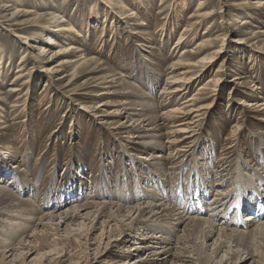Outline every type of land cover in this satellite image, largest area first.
Returning a JSON list of instances; mask_svg holds the SVG:
<instances>
[{"label":"rangeland","instance_id":"374dc122","mask_svg":"<svg viewBox=\"0 0 264 264\" xmlns=\"http://www.w3.org/2000/svg\"><path fill=\"white\" fill-rule=\"evenodd\" d=\"M5 1L15 3L16 9L33 10L32 13L53 11L62 17L58 24L72 31H55L50 19L32 25L0 20L1 184L22 198L28 197L26 188L27 195L44 211L73 207L87 198L119 201L125 206L152 200L156 203V187L152 191L143 187L148 183L151 164L135 159L139 154H172L176 158L174 162L168 160L164 170L171 196L183 209L187 204L188 208L197 206V210L201 207L199 214L190 216L208 217L207 207L197 202L201 177H196L198 167L206 159L211 164L209 177L219 170V175L232 178L231 197L237 191L234 183L239 175V182L247 177H261L264 110H252L249 102L264 101V0ZM201 2L205 9H199ZM92 9L97 13L93 14ZM110 10L112 13L108 14ZM203 10L214 14L203 20ZM243 19L248 22L242 24ZM51 37L57 43H51ZM211 55L219 58L213 63L210 59L202 62ZM81 57L90 62L80 66L76 59ZM193 76L195 79L186 85L184 93L172 97L165 92L164 88H170L169 92L176 87L167 85L170 78ZM211 78L218 79L216 85L209 83ZM127 82H135L151 94L163 114L185 104H191L187 109L201 104L206 108L192 113L190 120H183L181 113L172 118L164 115V146L145 149L137 143L140 139L132 137L129 127L135 115L125 102L134 103L136 98L124 93ZM256 86L258 89L254 90ZM117 112L122 114L116 115ZM188 121L193 123L179 125ZM187 125L192 132L172 133ZM187 134L194 135L188 141H176ZM184 148L190 155L182 156ZM228 162L232 163L230 167ZM260 186L264 191V183ZM217 190L214 187L206 195V206ZM250 190L256 193L254 188ZM258 193L254 198L260 197ZM231 197L222 208L226 215L235 207ZM252 209L259 207L255 204ZM250 214L247 212L245 218ZM260 216L263 218L245 231L254 233L259 224L263 225L264 214ZM0 219V236L11 243L7 254L0 253V264H135L140 260H144L142 264H155L153 259H144L158 246L157 238L148 236L153 233L173 238L169 253H161L167 259L164 264H251L260 258L264 261V238L251 239L247 245L250 248L224 255L232 244L224 238L215 244L219 233L188 239L184 225L178 224L177 232L168 233L172 220L165 221L163 227L146 230L141 226L134 230L132 219H126L113 225V231L102 238L106 217H74L67 227L82 226L84 230L57 238L51 226L33 223L17 235L6 236L1 229L7 217ZM221 219L216 223L220 224ZM44 230H48V237L43 240L39 232ZM25 231L29 236L23 240ZM117 237L120 240L114 239ZM136 242L139 244L134 250ZM219 244H223V249L217 251ZM2 250L5 251L3 246ZM247 250L251 255L246 258Z\"/></svg>","mask_w":264,"mask_h":264},{"label":"bare ground","instance_id":"6f19581e","mask_svg":"<svg viewBox=\"0 0 264 264\" xmlns=\"http://www.w3.org/2000/svg\"><path fill=\"white\" fill-rule=\"evenodd\" d=\"M95 6H94V8H95ZM199 9L200 10L205 9L204 2L200 3ZM92 10H94L93 14L97 13L96 9H92ZM32 11L33 10H29V9H23V10L16 9L15 3L11 4L9 2H6L5 0H0V20L1 21H3V20H4V22L5 21H13L15 24L16 23H18V24H26L27 23V24L32 25V24H34V22H36L38 20L50 19V20H52L51 23H53V25L55 24L54 25L56 28L55 31L67 32V33L72 31L71 28L58 24L59 23L58 19H62V17H60L58 14L54 13L53 11L52 12H42V13H39V12L32 13ZM107 12H108V14L112 13L111 10L107 11ZM204 12H202L200 14V16L203 18V20H206L209 16H212L214 14V12H211V11H204ZM28 16H31V17H28ZM62 21H64V19ZM247 22L248 21H246V19L242 20V24H246ZM241 26H243V25H241ZM71 34H72V32H71ZM69 35H70V33H69ZM73 38H74V36H73ZM50 42L53 44L57 43L55 41V39H53V37L50 38ZM72 47H74V46L72 45ZM43 51H46V50L44 49ZM66 51H69V49H67ZM221 52L222 51L220 50L218 52V54ZM212 55H211V58L209 57V58L202 59V62L204 61L203 63H205L206 59H210L211 60L210 62L213 63L214 61H216V59L219 58V57L215 58ZM215 56H216V52H215ZM70 62L72 63V61H70ZM78 62H80V64H79L80 66H85L90 62V60L86 59L85 57H81L80 60L76 59V63H78ZM18 71L21 72V70H18ZM193 79H195V76H193L191 78L183 77L180 79L170 78L171 81L168 80L167 85H169V87H170V84H171V85H175L176 87H173L174 89L170 90L169 92L167 90L170 88H164L165 92H167L168 94H172L171 95L172 97H176L179 93H184L183 91L186 89V85L188 83H191V81ZM217 81H218V79L211 78L209 80V83L216 85ZM124 84H125L124 93L130 94L136 98V100L133 101L134 103H132V101H126L125 102L127 104H130L128 109L134 110V113L132 115L137 116V117L134 116V119H133L134 122H132L133 125L129 126L130 130L133 131L132 137H134L136 139H140L139 141H137V143L142 145L145 149L164 146L163 140H164L166 134L163 133V130H162L163 129V127H162L163 123H161V119L164 115L169 114L170 118H172L173 116L179 115V113H181L184 116L183 120H185V119L190 120L189 117L192 113H194V112L197 113V111H199L201 109L203 110L204 108H206V106L201 104L197 108L193 107L192 109H187V107H189V105H191V104H187V105L185 104V106H183V107L179 106V107L172 108L167 113L163 114V113H160L159 107L157 106L158 104H156V100L153 98V96L151 94L142 91L135 82L134 83L133 82H127ZM253 89L257 90L258 86H256ZM249 103H250L249 107H251L252 110H255V111L264 110V101L261 103H258L255 101H250ZM101 105H104V104H101ZM119 114H122V112H117L116 115H119ZM185 123L191 124L193 122L188 121V122L181 123L179 125L182 126V124H185ZM189 126L190 125H187L186 128L180 127L177 130L175 129V131L172 133H180V132L189 133V132H192L193 130L189 129ZM193 135L194 134H190V135L187 134L183 138H181L180 140L178 139L176 141H178V142L188 141V139H191L193 137ZM236 138H239V137H236ZM141 139H143V140H141ZM171 143H172V141H171ZM141 150H144V149H141ZM181 151L184 152V154L182 155L183 157H186V155H190V154H187V152L189 151L188 148L181 149ZM167 156L163 155V153L162 154L161 153L156 154L155 156L154 155H140L139 154V155H137V158L139 160L135 159V160L140 161V162L144 161V162H148L149 164H151L150 175L149 176L147 175L148 177L146 178L148 183H146V185H144L143 187L148 188L149 189L148 191H152V188L154 186L156 187V189L154 190V193H153V197H154L156 203L153 202L154 200H152L151 202H148L146 204L138 203L135 206H125L126 204L124 205L123 203H120L119 201L104 200L103 202H100L97 200H92V199L87 198L86 200L83 199L82 201H80V203H77L73 207H67V205H66L63 207H58L57 209L44 211V208L36 205L35 202L29 197L30 194L27 195L28 191L26 188H24V191L27 192V194L25 192L24 193L28 197L22 198L20 195L16 194V192H14V190H12L10 187L0 183V218L3 215L7 217V220L5 221L7 225L6 224L3 225V228L1 229V233H3L6 236H11V235L14 236L15 234L17 235L18 232H21L23 229H25V227L27 225L29 226V224L33 223V224H36L37 226H39V225L43 226V227L46 225L51 226L52 229L55 231L53 233V236H55L57 238H60V237L66 238V237L70 236L72 233L77 234L81 230H84L82 228V226H79L78 228L67 227L68 224H70V223H68V221L70 219L72 220V219H74V217L82 219L85 216H94V217H99V218L100 217H106L108 219V220H106V222H107L106 228H108V230L106 231V228L103 226V228L101 229V232H100V235L102 238H104L105 235H107L108 233H111L113 231V229H112L113 225L116 226L120 222H122V221L126 222L127 220H130V219H132V221L130 220L132 223L130 225L131 226L133 224L135 225L133 227L134 230H138L141 226H144L146 230H149L153 227H163L165 221L172 220L171 222H169V223H171L170 224L171 227L168 228V230H167L168 233H171V231L177 232V230L179 229L178 224L180 226L184 225L183 228L185 227V230H184L185 237H187L188 239H191L192 236H194V237L197 236V237H195L196 239L200 238V236H202V238L213 237L215 234L219 233L218 234L219 237H218L217 241H215V244L218 243V241L222 240V238H224L226 241H228L229 245H230V243L232 244L231 248H227L224 255L230 254V253L235 254V252H237V253L241 252V250L244 249L243 247H245V249H246V246L249 245L252 240L258 241V239L264 238V231L262 230V228L264 227V224L262 225V223L258 225L259 228H257L254 233L245 231V229L248 228V226L251 227L252 225H254L256 223V221L261 219L260 218V215H262L261 211L264 210V202H263L264 201V193H262L264 191L261 192V186H260L261 183L262 184L264 183V175H263L264 172L261 173V177H257V178L253 177V176H252V178L247 177V178H244L243 182H239L240 179L242 178V176L239 175L237 177V182L234 183V184L237 183V191L234 193V196L231 197L230 193H231L232 188H233L232 187L233 181L231 182L230 180L232 178L231 177L228 178V174L222 173L223 175H219V173H220L219 170H216L217 175L209 177V175H210L209 171L211 169L210 168L211 164L206 159V161L201 166L198 167V170L200 169V171L198 172L196 177L197 178L201 177V179H199V181H198L199 185H197V187L199 188L198 191H200L199 193L201 194V196L199 197V199H197V198L196 199H197L199 206H202V207L205 206V208L207 207L206 209L209 210V215H208V217H201V216L200 217H194V216H190V214H192L194 212L196 214L197 213L199 214L200 213L199 209L201 207L198 210H197V206H195L196 207L195 209L193 206H191V208L185 207V209H183V207L181 208L180 206H178L179 204H178L177 199L175 200V197L171 196V187L169 186V183L168 184L166 183V180H168V178H167L166 174H164V170H165V167L168 163V160H171L174 162V159L176 157H173L172 154L167 155ZM257 164H259V163H257ZM230 165H232V163L228 162V167H230ZM222 168H224V167H222ZM220 171H221V169H220ZM239 171H240V169H239ZM205 172H206V174H205ZM221 172H226V171L223 169ZM228 172H230V170ZM207 173L209 175H207ZM219 176H221L222 179H220ZM213 180H216L217 183H212V182H214ZM218 180H220V181H218ZM225 184H228V186L226 188L222 189V186ZM165 185H167L166 188H164ZM214 187H216L218 190L215 192L214 197L211 199V201L209 200L210 202L206 206L204 204V202L206 200L205 197H206V195L207 196L209 195L210 190ZM251 188H254V190H256V193L259 192L261 194L260 197L258 196L259 199L254 198L256 193H254V192L252 193V191L250 190ZM233 190H235V189H233ZM145 191H147V189ZM259 193H258V195H259ZM196 196H197V194H196ZM230 197H231V199L234 198V204L233 205H235V206L238 205V203L242 202L243 210L238 209V207H237V209H233L234 207L233 208L231 207L233 210H235V215L232 218L229 216L228 220L225 221L224 219H225V217L227 219V215L229 212L227 213V215L224 214L223 213L224 210L222 208L224 207L225 203L228 202V199ZM167 199H168V201H167ZM77 200H79V199H77ZM66 201L68 203H71V201L69 202L67 199H66ZM254 201H255V204H257L259 207L257 212L256 211L254 212V209H251V207L252 206L254 207V205H255ZM194 202L195 201H193L192 203H194ZM232 203H233V201H232ZM47 209H50V208H47ZM245 209H249L252 213L245 219V222H243L244 220H241L240 217L243 216V215H241V212H243ZM136 214H138V215H136ZM244 216H246V215H244ZM210 218H212V219H210ZM220 218H222L220 221V224H217L215 220H219ZM1 221H2V219H0V222ZM247 221H248V223H247ZM26 222H27V224H26ZM111 222H113V224H111ZM63 225H65V226L62 227ZM240 227H242L244 229L240 230L239 229ZM47 231L48 230H46V231L44 230V233L39 232V234L41 235V238L43 240H44V238L48 237L47 236L48 234L45 233ZM161 231H164L163 228ZM26 233H27V231L22 232V236L24 235L22 237L23 240H24V238L29 236V233H27V234ZM154 234H156V233H153L152 235L149 234L148 236L150 238H153V237L157 238L156 243L158 246H154V247H156V249H153L154 251H150L148 258L146 257L144 259H146V260L153 259V262L155 264H164V262L167 261V259H163L161 253H163L165 251H166V253H169L171 247H168V246H170L171 244L174 243L173 238L171 236H166L163 233H162L163 235L158 234L156 236H154ZM0 237H1L0 238V242H1L0 247L3 246L5 248V251L3 252V250H2V251H0V253H3L5 255V254H7L6 249L11 246V243H9L10 241L7 242L6 239L4 240V238H2V236H0ZM114 239L116 241H118V240H120V237H117ZM23 240H21V241H23ZM102 241H103V239H102ZM95 242H96V240H95ZM259 243H261V242H259ZM138 244H139L138 242L135 243V246L133 247L134 250L138 248V246H137ZM221 245H223V244H219V247H217V249H215V250H217V251L222 250L223 246L221 247ZM184 248H185V245H184ZM241 248H243V249H241ZM248 248H250V247L247 246V249ZM258 249H260V248H258ZM246 252H247L246 258H247L249 255H251V253L248 252V250ZM136 261H138V260H136ZM143 261L144 260H140L139 262H137L135 264H142ZM134 262L135 261H133V263ZM199 263H200V261H199ZM251 264H264V261L261 258L260 259H254V261Z\"/></svg>","mask_w":264,"mask_h":264}]
</instances>
